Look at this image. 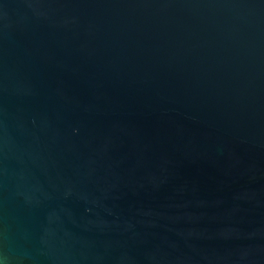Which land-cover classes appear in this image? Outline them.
<instances>
[{"label": "water", "instance_id": "95a60500", "mask_svg": "<svg viewBox=\"0 0 264 264\" xmlns=\"http://www.w3.org/2000/svg\"><path fill=\"white\" fill-rule=\"evenodd\" d=\"M2 264H264V0H0Z\"/></svg>", "mask_w": 264, "mask_h": 264}, {"label": "clouds", "instance_id": "9594fccd", "mask_svg": "<svg viewBox=\"0 0 264 264\" xmlns=\"http://www.w3.org/2000/svg\"><path fill=\"white\" fill-rule=\"evenodd\" d=\"M0 264H2V261H0Z\"/></svg>", "mask_w": 264, "mask_h": 264}]
</instances>
